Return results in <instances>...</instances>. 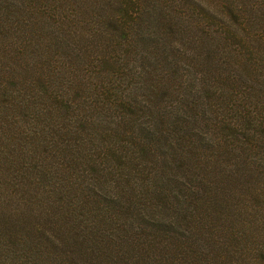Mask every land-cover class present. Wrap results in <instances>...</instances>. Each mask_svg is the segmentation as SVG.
<instances>
[{
  "label": "trees",
  "instance_id": "obj_1",
  "mask_svg": "<svg viewBox=\"0 0 264 264\" xmlns=\"http://www.w3.org/2000/svg\"><path fill=\"white\" fill-rule=\"evenodd\" d=\"M235 1L102 0L104 7L108 3L107 14L100 18V23L106 27L102 43L113 52L109 56L99 55L98 59L111 60L104 62L107 68L126 75L133 86L119 96L122 113L115 123L125 133L130 129V133L119 137L120 134L105 132L92 148L83 146L80 150L78 147L80 143L85 144L79 134L90 129L89 118L80 113L82 105L73 106L69 87L60 88L67 96L54 88L39 92L35 87L37 80L33 82L36 76L27 78L26 65L16 58L22 49L18 42V47L0 68L5 72L12 70L8 78L14 84L10 88L11 96L8 80L0 82V104L8 103L12 114L18 108L32 123L44 110L43 103H37V99L47 93L51 100L58 98L55 104L65 106L67 113L73 112L65 124L69 140L59 151L66 160L56 154V159L48 166L46 158L49 156L42 155L47 147L43 149L40 142L33 147L30 144L28 153H17L16 142L11 143L9 153L0 147V158L9 161L5 162L7 171L4 172L0 159V170L5 177L24 183L22 178L28 173L25 175L21 167L28 158L35 171L30 186L43 187L38 184L41 178L50 177L49 173L62 186L57 188L52 182L60 199L56 197L57 192L45 193L54 196L52 211L32 225L26 226V222L19 221L21 219L12 213L1 210L4 216L1 221L5 224H0V255L3 253L12 263L18 259V264L40 261L43 264H264V242L258 239L253 244L243 241L232 246L234 252L246 253L239 263L229 253L231 236L228 241L221 236L217 240L213 231H210L211 237L204 236V231H194L196 224L206 229V215L208 218L214 207L219 211L220 203L229 193L228 185L236 180L237 173L229 168L234 163L230 156L239 157L248 166L253 160L246 149L264 134L262 111L254 107L252 100L246 101L248 84L239 88L240 80L226 71L227 64H222L218 57L222 52L220 45L232 44L229 48L232 63L236 69L243 70L241 74L249 75L257 68L259 52L252 33L238 31L239 26L248 27L251 22L246 17L238 18L242 15L239 10L244 7ZM250 3L255 9L260 4L257 0ZM198 11L203 18L196 20V25H205L202 29L204 57L203 62L199 58L198 63H204L206 69L196 71L182 57L185 50L179 38L186 33V18ZM260 15H264V4ZM34 37L38 35L28 37L32 44L36 42ZM113 53L117 54L111 58ZM45 57L46 53L42 58ZM25 81L31 89L36 88L34 94L22 89ZM133 91H140L142 98L136 100V95L131 94ZM90 99L84 95L86 106L88 101L92 102L93 98ZM137 103L138 109H154L153 123L127 114L134 112ZM223 103L239 105L245 128L242 124L238 128L240 123L233 121L234 118L219 116V113L225 115L224 111L230 107L225 109ZM3 105L0 111L5 113ZM198 107L202 108L200 112ZM130 120H134L132 125H129ZM194 120L205 128L191 125ZM254 124L259 128L254 127L250 132L248 129ZM210 126H219L229 140L214 137ZM42 128L44 130L43 125ZM238 129L242 132H237ZM0 134H4L2 128ZM10 134H31L45 142L32 126L22 122L14 126ZM187 134H198V137ZM3 138L0 135V141ZM67 162L74 170L77 192L61 177ZM251 165L248 169H252ZM58 170L61 172L53 174ZM9 252L17 254L10 256Z\"/></svg>",
  "mask_w": 264,
  "mask_h": 264
},
{
  "label": "rangeland",
  "instance_id": "obj_2",
  "mask_svg": "<svg viewBox=\"0 0 264 264\" xmlns=\"http://www.w3.org/2000/svg\"><path fill=\"white\" fill-rule=\"evenodd\" d=\"M246 1L249 2L246 4ZM250 1L252 0H236L234 3L244 7L239 10L242 15H239L238 18L246 17L247 21L251 22L248 27L247 25L239 26L238 31H250L252 33L259 52L257 68L249 75L247 72L241 74L240 71L243 70L236 69L232 63L233 55L229 50V48H232V44H227V47L220 45L222 52L218 53V57L221 59L222 64H227L226 71L229 70L235 76V79L240 80L241 83L237 84L239 88H243V85L248 84L245 95L246 101L252 100L255 104L254 107L261 110V114L264 116V38H262L264 37V15H260L264 0H257L260 3L258 9L251 7ZM103 7L102 0H0V68L4 66L7 57L18 47V42L20 41L22 49L20 48V53L16 58H19L26 65L25 76L27 78L36 76L33 82L36 83L37 80L35 87L39 89V92H48L51 88L58 89L62 94L71 96V103L74 107L76 104L78 106L82 105L80 113L89 118L90 132L84 130L82 134H79L82 137L80 141L85 142L84 145L82 143L78 145L80 150L83 146L84 148H92L98 144L101 134L105 135V132L110 134L117 133L120 134L118 135L119 137H122L121 134H127L130 131L128 128L129 131L125 133L115 123L122 113L120 111L119 96L120 94L125 95L128 92V88L131 89L133 86L130 85L129 78L126 75L120 71L112 72V70L107 68L104 62L107 63L111 60L104 61V59H101L99 61L98 59L99 55L107 54L109 56V53L113 52L108 45L105 46L102 43L105 41L106 27L100 23V18L102 15L107 14L108 11L105 9L108 7V3ZM243 14L246 16H243ZM202 18L200 11L187 17L186 33H183L179 38L185 50V53H182V57L196 71L206 69L204 63H198L199 58L203 62L204 57V45L202 43L205 42V35L202 31L205 29L203 28L205 25L203 24L201 27L196 25V20ZM191 20H193L192 23H190ZM207 22L212 25L215 24L210 20H207ZM158 31L160 32V29H157ZM260 32L263 33V36L259 35ZM30 34L38 35V37H34L36 39L34 44L28 38ZM16 40L18 41L15 42ZM232 40L234 42L238 41L236 38H232ZM45 53L46 57L43 59L42 56ZM116 54H111V58ZM247 56H251V54L247 53ZM48 63L49 65H47ZM10 71L12 70L10 69L6 72L0 70V82L8 80L6 84L11 95L13 92L10 91V88L12 89L14 84L8 78ZM38 75L41 78H38ZM246 75L248 76L244 77ZM249 76L250 80L248 79ZM28 84L25 81V88L22 89H24L25 93L34 94L36 88L31 89ZM66 87H69L71 91L68 94L62 92L64 91L63 89H67ZM60 88L63 89L60 90ZM106 89H108V93L104 91ZM139 93L140 91H133L131 94H135L136 100H140L142 96ZM85 94L88 95L89 99L90 97L93 98L91 103L87 102V106L84 102ZM42 96V98L37 99L38 102L36 101L44 105V110L41 112L42 116L37 120L34 119L32 123L27 121L28 118L25 119L27 116L21 114L18 108L12 114V107L8 103L0 104V109L3 105L5 110V113L0 111V129L2 128L4 132V134H0L4 136L0 141V147L6 148L7 153H9L11 143L16 142L15 151L20 154L28 153L30 144L33 147L40 142L43 149L45 146L47 147L45 149L46 152L42 153V155L49 156L46 158L49 166L56 159L54 155H61L59 151L63 150L65 141L69 140L70 134L65 124L68 122L69 114L73 111L69 110V113H67L65 106L55 104L58 98L51 100L47 93L42 94ZM34 97L31 96V98ZM138 103L134 106V112L127 114L133 118L136 117L137 120L144 119L146 123H153L156 119L152 115L154 109L149 107L138 109ZM222 105L225 109L230 106L225 103ZM197 109L199 112L202 110L200 107ZM224 112L225 115L219 113V116L234 118L233 121L240 123L238 128H240L241 124L243 128L246 127L240 115L239 105L230 106ZM21 122L32 126V129L41 136V139L44 138L45 142L38 139V136L36 138L31 137V134L28 136L27 134H10L12 128L16 125L18 126ZM133 122L134 120H130L129 125H132ZM190 124L205 128L204 125L195 120L190 122ZM254 127H258L257 124L250 125L248 130L252 132ZM210 128L214 137L229 140L228 135L223 134L219 126H210ZM141 132L139 131V134ZM237 132H242V130L238 129ZM44 134L46 136H43ZM239 134L242 135L241 133ZM187 135H197L198 137V134ZM230 136L232 135L230 134ZM242 146L245 147L246 145ZM246 150L252 156V163L245 166L239 157L230 156L229 159L234 163L229 168H233L237 176L236 180L228 185L230 189L226 195L227 198L220 203L222 206L218 207L219 211L214 207L213 210L209 211L210 215L208 218L206 215V229L201 228V224H196L194 227L196 232L201 233L204 231L203 234L206 237H211L212 232L210 231H213L217 240L221 236L228 241L231 236L229 253L239 263H242L241 260L245 259L246 253L234 252V246L243 241L253 244L254 242L256 243L257 239L259 242H264V221H262L264 218V134H261L259 140ZM232 152L234 153V150ZM60 158L66 160L62 156ZM67 158L69 157L67 156ZM0 159L4 172H6V163H9V161L7 158L6 160L4 158ZM25 164L21 169L25 171V175L27 173L28 175L22 178L24 182L22 184L10 179V177H5V173L0 170V212L2 210L5 213H12L21 219L19 221L26 222L24 224L29 226L30 224L32 225V222L45 217L47 212L50 213L52 211L54 196L46 195L45 193L57 192V199H60V194L58 189H55L52 185V182H55L52 173H49L50 177L46 180L41 178L38 185L43 187L35 189L34 186H30L33 183L32 176L35 171L33 163L30 165L28 158L25 159ZM250 165L252 169H248ZM226 167L228 169V165ZM59 170L53 174L57 175L58 172H61ZM62 172L61 177L67 179L71 189L77 192V179L74 170L68 162ZM18 179H21V177ZM56 185L57 188L62 187L58 183ZM0 214L1 221L4 216L2 213ZM0 224H5V221H1ZM1 254L0 264L19 263L18 259L12 263L10 258H4L3 253ZM8 254L11 256V254L16 255L17 253L9 252ZM241 255L242 259L240 258ZM251 255L252 251H250V259L253 260ZM38 261L39 258L35 260V262ZM37 264H43V262L40 261ZM248 264L252 263L248 262Z\"/></svg>",
  "mask_w": 264,
  "mask_h": 264
}]
</instances>
